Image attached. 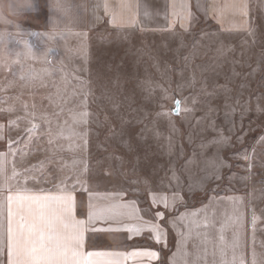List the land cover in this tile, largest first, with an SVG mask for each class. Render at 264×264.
Segmentation results:
<instances>
[{"label":"rangeland","instance_id":"obj_1","mask_svg":"<svg viewBox=\"0 0 264 264\" xmlns=\"http://www.w3.org/2000/svg\"><path fill=\"white\" fill-rule=\"evenodd\" d=\"M232 2L215 0L218 14L231 13L222 22L196 12L191 28L130 31L92 27L87 0H75L74 22L50 57L0 66V152L8 175L15 166L23 176L10 181L13 191L70 194L91 248L121 249L139 264H185L204 247L207 264H222L237 236L246 264L253 249L264 254V0H247L246 17ZM38 9L23 27L37 33L29 43L39 56L52 14L47 0ZM22 49L10 38L13 56ZM221 136L226 143L215 142ZM112 204L124 214L88 223L90 211ZM151 224L166 234L160 242ZM190 227L210 242L193 235L182 247ZM143 251L158 257L131 255Z\"/></svg>","mask_w":264,"mask_h":264},{"label":"snow or ice","instance_id":"obj_2","mask_svg":"<svg viewBox=\"0 0 264 264\" xmlns=\"http://www.w3.org/2000/svg\"><path fill=\"white\" fill-rule=\"evenodd\" d=\"M228 7L237 10L241 15H248L247 0H233ZM108 8V5H105ZM181 8H187L186 3L181 4ZM178 13L173 5V25ZM192 13L186 11L182 19V27H186V22L190 20ZM112 23H118L117 17L113 14ZM35 77L29 74L25 79L31 81ZM180 102H176V113L180 112ZM88 113L83 112L81 117H87ZM75 122H85L86 119L80 120L73 117ZM35 128V125H33ZM3 126L0 125V139H3ZM226 137L221 136L216 143H226ZM12 142L9 141V149L11 150ZM221 160L220 165H223ZM18 173L15 166L12 168L11 176L7 171V153L0 152V264H5L2 259L6 254V264H97V261L91 259L93 256L103 255L102 253H85L83 244L85 239V222L78 220L74 214V197L68 195H50L43 191L35 192L27 187L22 190L13 191L10 181L16 180ZM27 181L25 180V184ZM7 191V195L3 193ZM157 197L153 196V203H157ZM161 203L167 208L169 207L167 197L160 198ZM125 207L120 204H112L106 208L93 209L89 213L88 223L94 220L116 219L123 215L120 211ZM159 218H163V213H157ZM240 218H232L231 223L238 222ZM255 221V217H253ZM197 229L201 227L200 222H195ZM226 222L220 229V242L224 244L223 232L225 228L231 226ZM204 226L210 228L213 225L205 218ZM150 230L155 233V239L160 242L164 239L165 233L159 225H148ZM120 230V229H117ZM128 231L140 233L141 229L128 228ZM195 235L201 240L203 245L210 242L207 233H193L191 227L188 235L185 237L181 234L182 247L183 242L191 239ZM166 243V240H165ZM227 247L232 249L231 260H222V264H246L244 255L237 254V248L241 247L239 237L237 236ZM185 256L189 255L186 251ZM220 256L226 255L225 247L220 248ZM131 255H147L157 258L158 253L151 251L133 252ZM209 255L207 247L202 251H197L195 258L191 261H185V264H207V256ZM211 255L215 256L216 251L213 249ZM108 264H116L115 261H108ZM251 264H264V254L259 258L253 249Z\"/></svg>","mask_w":264,"mask_h":264},{"label":"crops","instance_id":"obj_3","mask_svg":"<svg viewBox=\"0 0 264 264\" xmlns=\"http://www.w3.org/2000/svg\"><path fill=\"white\" fill-rule=\"evenodd\" d=\"M182 3H186L187 8L182 9ZM106 4L108 5L107 9L105 8ZM174 4L175 11L178 15L173 25L172 12ZM186 11L192 13L190 20L186 22V27L190 28L195 24L197 18L196 12L206 18L217 17L221 22L231 16V13L227 14L225 10L218 14L215 8V0H206L203 3L201 0H87V22L92 27H99L102 24H106L109 30H164L176 25L182 26L181 17ZM237 12V10L232 11V13L238 14ZM113 14L117 17L118 23L116 25L112 23ZM74 214L78 220L84 221L79 216L78 210L75 207ZM85 228L87 229L86 224ZM84 235L83 251L86 254H103L91 257V259L97 261V264H108V261H115L116 264H139L137 261H133L124 250L91 248L87 230ZM2 259H4L6 264V254ZM151 264H154V262H151Z\"/></svg>","mask_w":264,"mask_h":264},{"label":"clouds","instance_id":"obj_4","mask_svg":"<svg viewBox=\"0 0 264 264\" xmlns=\"http://www.w3.org/2000/svg\"><path fill=\"white\" fill-rule=\"evenodd\" d=\"M40 0H0V66L13 60H32L38 57H50L49 53L55 49L57 39L64 42L69 24L74 22L76 15L75 0H47L50 22L46 29H41L40 35L47 38V51L37 55L29 43V36L37 33L23 27V21L35 15ZM11 40L23 45L22 51L13 56L8 50Z\"/></svg>","mask_w":264,"mask_h":264}]
</instances>
